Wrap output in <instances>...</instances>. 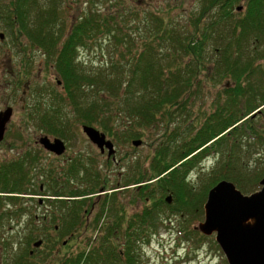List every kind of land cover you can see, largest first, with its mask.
<instances>
[{
  "label": "rangeland",
  "instance_id": "1",
  "mask_svg": "<svg viewBox=\"0 0 264 264\" xmlns=\"http://www.w3.org/2000/svg\"><path fill=\"white\" fill-rule=\"evenodd\" d=\"M7 1L11 2L12 0ZM28 2L27 21L32 27L39 20L37 16L38 7L48 9L54 5L58 9L59 24L54 25V29L52 28L59 38L58 45L61 44L58 48L62 46L66 34H70L72 23L80 20L84 13L86 15L93 11L101 14L103 18L109 19L113 32L97 33L77 52V63L86 70L97 71L100 68L112 70L111 64L114 62L119 66L117 72L120 75L123 70L121 66L133 61V55L129 49H132L133 52L139 50L146 54L153 53L156 56H162L163 64L173 66V70L177 63H189V65L193 63V59L185 54L180 46L182 38L188 34H194L203 41L199 52L201 64L196 76L197 80H195L193 87L184 93L180 105L175 107L172 115L162 118L154 127L145 130L143 137L135 138L143 140L140 146L133 145L132 141L135 139L128 140L122 137L123 135L111 136L107 134L108 138L115 142L116 156L120 162L118 165L110 163V165L102 166L99 185L91 191L93 193L76 197V199L92 197L91 203L88 200V204L90 203L88 207H91L90 210H92V206L96 204L95 212L97 213L100 210V203L107 196L106 193L110 194L111 197L115 193V216L123 217L127 226L131 219L135 220L137 215L144 212L146 205H152L155 200H159L161 197L159 193L153 194L151 181L143 179L141 183L134 184L132 181L130 182L131 178L137 176L140 167L143 175H152V167L158 147L163 141L168 140V136L164 134L165 131L177 133V142H184L183 140L188 142L200 130L206 116L227 101L228 92L226 89L233 88L236 84L226 77H221L226 66L223 64L218 67L216 61L225 62L226 59L224 58H229V54H231L230 60L245 59L248 53L247 46L249 45L250 49V46L253 48L257 44L255 37L259 39L260 44H264V28L261 32L256 31L258 36L249 34L245 36L241 28L235 31L234 22L243 16L248 0H240L235 4V9L232 11L229 6L223 5V3L216 5V2L209 8L208 12L204 13L202 18L200 12L203 11L205 5H210L204 0H28ZM236 7H239L240 10ZM159 18L163 19V24ZM14 19H16L15 16H13ZM7 24L4 19L0 18V32L5 33L4 39L0 38V110L6 105H11L14 108V114L8 124L5 139L0 143V166L5 163L7 165V162L16 158H23V149L27 148L22 144L23 140L28 141L36 133L37 140H39L44 134H47L46 130L42 128L43 126L36 124L39 122L37 118H27V114L35 110V107L31 105L33 104L34 86L27 95H23L27 81L31 80L36 85L37 91H42L43 98L39 108L44 109L47 104L52 102L48 93L52 87L57 85V78H59L55 65L57 53L50 54L39 45L37 49L33 48L34 44L25 33L18 35V32ZM18 25L14 22V26L18 27ZM163 28L171 31L169 35L164 36V33L166 34L164 31L158 33ZM114 34L121 40L114 38ZM162 34L163 38L159 36ZM147 43H149V47H146ZM148 50L150 51L148 52ZM122 53L125 57H122ZM28 57L30 58L28 59ZM36 59L37 61L34 62ZM259 63L264 67V58L255 63L258 67H262L258 65ZM19 70H24L22 81L18 77ZM183 70L185 71L184 75H186L191 70L196 71L197 66L183 67ZM10 71H15L14 77L11 76ZM26 72L28 73L26 74ZM260 76V72L256 70L251 80H255L257 85H260L262 84L258 81ZM36 77L37 81L34 80ZM53 103L55 104L54 101ZM169 117L173 118V121L168 125L164 121H167ZM70 118L67 124L64 122V125L74 127L77 133L74 131L68 133L70 137L64 140L69 142L71 139H75V142L69 144L71 149L84 148L86 150L84 153L89 154L90 150L86 144L88 141H85L87 137L82 131V123L72 116ZM262 122L264 126V119ZM120 124L123 125L124 122H120ZM94 126L103 131L99 126ZM162 149L166 148L159 150ZM260 152L264 155L263 148L257 147L250 149V154H245L244 157L249 165L256 166L257 158L263 156L259 154ZM166 153L169 159L174 155L172 149H170V155L169 150ZM210 153L206 160H204L205 158L202 159L205 167L202 168L197 160L195 167L186 177V179L191 178V180L189 179L190 182L197 187L192 195L196 194L201 186L209 182L213 171L218 166L217 162L221 156L216 155L213 150ZM66 154L71 155L72 152L69 150ZM40 159L41 162L37 168L50 162L54 165L59 163V161L46 155H42ZM30 164L31 161H26L24 169L30 168ZM84 174L82 172L79 177H73L70 188L74 186L80 191L82 188L89 189L88 182L80 179ZM53 176L58 177V179L64 178L62 174L58 173ZM53 176H49V172L38 173L37 169V177H29L31 184H33L31 185L33 191H27L21 200L12 199L15 204H12L7 197V202L14 207V210L21 209L16 213L17 218L10 219L11 212L0 208V264H13L19 260L20 256H23L26 264H57L69 252L82 249L88 242V238L97 242L101 240L98 239L99 236L105 235L106 228L105 231L102 228L94 230L91 226L86 230H79L75 239L70 240L66 235L58 238L60 235L51 229L52 237L57 236L59 240L55 248L51 250V247L46 244L40 247L34 246V242L42 238L40 236L43 233L39 230L43 225L41 222L44 214L49 213L47 209L53 210L57 204L56 201H58L55 196L56 188L53 183ZM118 181H121L122 189L113 192V189L118 187ZM41 186H43V192L40 191ZM103 186L107 187V192H100ZM66 189L69 190V188ZM40 199L44 200L43 204L39 203ZM64 199L74 198L65 197ZM174 202L175 197H173L172 203H166L172 205ZM5 204L4 202L3 206L7 208V204ZM88 207L87 209H89ZM186 207L175 213L160 210L156 230L151 228L145 236L146 239L139 243L134 251L138 256L137 264H178L181 256H188L189 253L194 255L196 251L199 253V258H204V264H228L222 250H218L215 245V234L204 235L207 237L204 240L201 236L199 223L204 220V215L199 218V212L194 215L191 213L190 205ZM89 217L88 223L93 222L95 216ZM100 221L102 223L114 221V215L110 214L109 211L105 212ZM124 235L123 228H118L112 241L117 251L122 253L126 247ZM162 236L167 238H162ZM159 238L164 240L160 242ZM64 242L67 243L64 244ZM171 242H176L177 245L182 246L180 257L176 253L177 245L174 244V248H170ZM31 250L34 251L33 254H31Z\"/></svg>",
  "mask_w": 264,
  "mask_h": 264
},
{
  "label": "trees",
  "instance_id": "2",
  "mask_svg": "<svg viewBox=\"0 0 264 264\" xmlns=\"http://www.w3.org/2000/svg\"><path fill=\"white\" fill-rule=\"evenodd\" d=\"M204 1L210 5H205L203 11L200 12L201 18L216 2V5L223 3V5L229 6L232 11L240 0ZM28 6V0H12L11 2L0 0V18L4 19L8 26L13 27L18 35L25 33L32 42H37V46L45 48L48 53H57L55 59L59 75L57 79L61 80L62 84L61 87L56 85L50 89L48 94L52 102L44 108L45 113L52 109L49 120L53 122L48 124L45 130L55 137L68 139L70 132L67 131H75L73 127L64 125V122L67 124L71 116L82 124L97 125L111 136L123 135L122 137L128 140L143 137L145 130L154 127L162 118L172 115L175 107L180 105L184 93L193 87L197 80L196 76L201 64L199 52L203 41L194 34H188L180 41L183 52L193 59V63L190 65L180 62L172 70L173 66L163 64L162 56L159 57L153 53L146 54L139 50L133 52L132 49H129L133 55V61L121 66L123 70L120 75L117 72L119 66L114 62L111 64L112 70L101 68L97 71L86 70L77 63V52L97 33L112 31L109 19L103 18L101 14L93 11L86 15L84 13L80 20L72 23L70 34H67L62 46L58 48L61 44L58 45L59 38L53 30L54 25L59 24L56 6L53 5L48 9L38 7L39 20L33 27L27 21ZM13 16L16 19L13 20ZM159 20L163 24V19L159 18ZM14 22L19 24L18 27L14 26ZM234 28L235 31L241 28L245 36L248 34L258 36L256 31L261 32L264 28V0H248L246 11L240 19L235 20ZM163 31L166 32L164 36L171 32L163 28L158 33ZM159 36L163 38V34ZM114 38L121 40L116 34H114ZM254 39L257 44L253 48L250 46V49L249 45L247 46L248 53L245 59L230 60L231 54H229V58H224L225 62L216 61L218 67L223 64L226 66L221 77H226L236 84L235 87L226 89L228 92L227 101L206 116L200 130L188 142L185 140L177 142V133L165 131L164 134L168 136V140L163 141L158 147L152 175H143L140 167L137 176L131 178L130 182L132 181L134 184L141 183L143 179L151 181L153 194L159 193L161 197L159 200H155L152 205H146L144 212L137 215L135 220L131 219L127 226L123 217L115 216L116 199L115 196L113 198L108 193L100 203L96 219L91 223L86 220V216L91 213V207L88 206L93 198L76 199V197L93 193L91 191L99 185L100 175H88L86 178H80L82 181L88 182V187H90L89 189L82 188V191L74 186L71 187L72 190L70 188L71 179L77 178L76 175H66L64 179L53 176L56 188L55 196L58 201H56L55 208L49 210V216L52 217L55 224H49L45 220L41 222L43 225L39 232L43 233L40 236L43 244L50 246L52 250L58 243V238L65 235L70 240H74L77 236L76 233L81 229L86 230L92 226L94 230L102 228L105 231L106 228L105 235L98 237L101 240L96 242L88 238V242L82 249L69 252L57 264H137L138 256L134 251L139 243L146 239L145 236L151 228L156 230L160 210L175 213L190 205L191 213L195 215L199 212V218H202L204 215L203 206L210 188L223 179L233 181L246 194L260 189L259 181L264 176V155L262 152L259 153L263 156L257 158V164L254 167L249 165L244 157L246 153L250 154V149L253 148L261 147L264 151L262 122L264 111H258L264 107V67L261 63L258 65L262 67L255 64L257 60L264 58V44H260L257 37ZM146 47H149V43L146 44ZM149 49L152 50V48ZM121 55L125 57L123 53ZM193 65L197 66V70H191L184 75L183 67ZM256 70L262 76L258 80L262 83L260 85H257L255 80H251ZM19 77L22 81V74ZM31 89H33V85ZM42 98L43 93L38 90V110ZM254 113L256 114L253 115ZM172 121L173 118L169 117L164 122L169 125ZM120 122H124V124L121 125ZM161 148L166 149L159 150ZM170 149L174 151L171 159L166 153L169 150L170 155ZM212 150L216 155L221 156L217 162L218 166L213 171L209 182L192 195L197 187L190 182L191 178L186 179V177L195 167V162L198 160L197 162L201 165L202 159L208 157ZM29 183V175L19 162L11 163V166L6 163L0 166V208L11 212L10 219L17 218L16 213L21 209L14 210V207L7 202V197L12 204H15L12 199H23V194L30 191ZM66 188L69 190H64ZM168 194L175 197V202L172 205H168L164 198ZM65 197L74 199H64ZM110 200L112 201L110 202ZM4 202L7 204V208L3 206ZM108 211L114 215V221L102 223L101 217ZM118 228H123L125 233L124 253L117 251L112 242ZM51 229H54L60 236L52 237ZM184 236L186 235L184 234ZM201 236L203 240L207 238L202 234ZM215 245L218 250H221L217 243ZM195 253L198 254V251ZM24 260L23 256H20L19 260L13 264H26Z\"/></svg>",
  "mask_w": 264,
  "mask_h": 264
},
{
  "label": "water",
  "instance_id": "3",
  "mask_svg": "<svg viewBox=\"0 0 264 264\" xmlns=\"http://www.w3.org/2000/svg\"><path fill=\"white\" fill-rule=\"evenodd\" d=\"M4 36V32H0V38ZM13 113L10 105L0 110V143L5 139ZM82 129L92 143L102 149L109 148V155L116 152L106 133L88 124ZM40 143L56 154H63L66 150L65 141L59 137L51 139L45 135L40 138ZM132 143L140 146L143 140L135 139ZM260 184L259 190L245 194L234 182L223 179L208 192L204 204L205 218L199 223V230L208 236L216 234V241L228 264H264V177ZM172 200L173 195L169 194L166 201L172 203ZM42 243L43 240H38L34 246L39 247Z\"/></svg>",
  "mask_w": 264,
  "mask_h": 264
},
{
  "label": "flooded vegetation",
  "instance_id": "4",
  "mask_svg": "<svg viewBox=\"0 0 264 264\" xmlns=\"http://www.w3.org/2000/svg\"><path fill=\"white\" fill-rule=\"evenodd\" d=\"M67 34H66V36H67ZM32 43L34 44L33 48L37 49V42H32ZM29 58L30 57H28V59ZM35 61H37V59L34 60V62ZM23 72H24V70L23 71L19 70L18 71V77L20 76V74L24 75ZM10 73L14 76L15 71H10ZM27 73L28 72H26V74ZM34 80L37 81V77L34 78ZM61 84L62 83H59V82L57 83V85L59 87H61ZM32 85L34 86V94H33V104H31V105L35 107V110L30 112V114H27V118H29V117L32 118V119L37 118L39 122H37L36 124L37 125H41V126H43L42 128L46 129L48 127V124L50 125L53 122V121L50 122L51 120H49L51 118L50 115H51V110L52 109L47 110L46 113L44 111L45 109H42V108H39V110L37 109V87H36V85H34L32 83L31 80H28L27 83L25 84V87H24L25 89L23 91V95L24 96L27 95L32 90L31 89ZM6 106H9V105H6ZM44 119H46V121H44ZM11 120H12V118H11ZM54 124H56V123L54 122ZM57 125H58V123H57ZM68 127H69V125H68ZM6 132H7V130H6ZM74 132H76V131H74ZM70 133H72V132H70ZM44 135L50 136L51 139H54V137H55V136H53V135H51L49 133L44 134ZM5 136H6V134H5ZM85 141L86 142L88 141V143H86V144H87V147L90 150L89 154H85L84 153L86 151L84 148H78V149H75V150L71 149V145H69V144L72 143V142H75V139H71L69 142H67L65 140V142H66V150H65V152L63 154H56L55 152L50 151L49 149L45 148L40 143V139L37 140V133H36L28 141L27 140H23L24 143L22 142V144L25 145L24 147H27L26 149L25 148L23 149V154H24L22 156L23 158H20V157L16 158V159H14V160H12L10 162H7V165L11 166V163H16L17 164V162H19L20 165L22 167H24L26 161L29 160V161H32L31 164H30V168L25 169V171L27 173L29 171V173H28L29 177H37V169H38V173H40V172L41 173L49 172V176H51V177L55 173H58V174H62L63 175L62 177H64V178H66V175H68V176L76 175L77 177H79L80 173L84 172L85 174H84L83 178H86L88 175L89 176H91V175H94V176L100 175V168L102 166H104L105 164L106 165H110V163L117 164V165L119 164L120 160L117 159V156H116V152H117L116 147H115L116 152L111 154V155H109V151H110L109 148L104 147L102 149V148L98 147L97 145L92 143L91 140L88 137L85 138ZM114 144H115V142H114ZM69 150L72 152L71 155H67L66 154V153H68ZM92 151H94V152L92 153ZM42 155H46L48 157H52L53 160L55 159V160L59 161V163L57 165H54L52 162H50L49 164H46L45 166H40L39 168H37L39 163L41 162L40 158H42ZM31 165H32V167H31ZM29 180H30V183L28 184V188H29L30 191H33L32 186H31L33 184H31V179L30 178H29ZM117 184H118V187H115L113 189V192H115L117 189H119V190L122 189L121 181H118ZM128 186H125V187H128ZM49 189H51V188L49 187ZM103 189H105V187H103ZM42 190H43V186L40 187V191H42ZM105 190H107V189H105ZM51 191H53V190H51ZM114 196H115V199H116L115 193H114ZM43 201H44L43 199H40L39 203L43 204ZM95 208H96V204H94L92 206V210H91V213L89 214V216H91V215L93 216L94 215L95 217H97V213L95 212L96 211ZM49 210L50 209H47V211H49ZM89 216H87V220H88V218H90ZM95 217H93V220H95ZM44 220L47 223H49V224H55L52 221L53 220L52 217L49 216V213L48 214H44V216L42 218V221H44ZM33 253H34V251L31 252V254H33Z\"/></svg>",
  "mask_w": 264,
  "mask_h": 264
}]
</instances>
